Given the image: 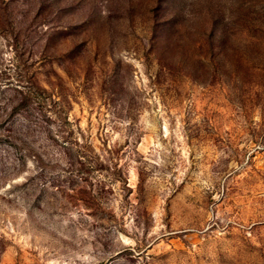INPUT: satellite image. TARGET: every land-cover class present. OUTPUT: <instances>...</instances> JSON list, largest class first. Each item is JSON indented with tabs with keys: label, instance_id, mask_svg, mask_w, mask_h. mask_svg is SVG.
<instances>
[{
	"label": "rangeland",
	"instance_id": "rangeland-1",
	"mask_svg": "<svg viewBox=\"0 0 264 264\" xmlns=\"http://www.w3.org/2000/svg\"><path fill=\"white\" fill-rule=\"evenodd\" d=\"M0 264H264V0H0Z\"/></svg>",
	"mask_w": 264,
	"mask_h": 264
},
{
	"label": "trees",
	"instance_id": "trees-1",
	"mask_svg": "<svg viewBox=\"0 0 264 264\" xmlns=\"http://www.w3.org/2000/svg\"><path fill=\"white\" fill-rule=\"evenodd\" d=\"M216 27V21L214 20L212 23V30Z\"/></svg>",
	"mask_w": 264,
	"mask_h": 264
}]
</instances>
